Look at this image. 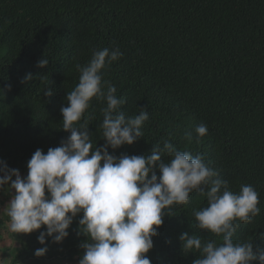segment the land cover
<instances>
[{"label":"trees","instance_id":"trees-1","mask_svg":"<svg viewBox=\"0 0 264 264\" xmlns=\"http://www.w3.org/2000/svg\"><path fill=\"white\" fill-rule=\"evenodd\" d=\"M105 47L123 53L104 70V80L126 100L121 110L134 117L146 109L150 117L142 138L109 154L150 155L169 140L202 156L233 192L252 185L260 213L237 222L233 241L264 249V0H0V161L24 176L37 149L46 153L67 139L60 109L79 82L76 65ZM42 58L46 68L37 67ZM27 73L33 79L22 83ZM104 107L93 98L77 124L86 118L97 148L105 143ZM200 124L208 133L197 140ZM162 159L171 157L165 152ZM206 206V196L194 192L188 204L172 207L147 253L151 264H193L200 252L182 250L184 232L222 242L196 226L193 213ZM81 216L60 244L50 238L39 244L45 227L13 232L18 248L11 264H79L87 240ZM44 246L46 255L36 257Z\"/></svg>","mask_w":264,"mask_h":264},{"label":"clouds","instance_id":"clouds-1","mask_svg":"<svg viewBox=\"0 0 264 264\" xmlns=\"http://www.w3.org/2000/svg\"><path fill=\"white\" fill-rule=\"evenodd\" d=\"M122 56L118 47H105L93 50L86 65H76L79 82L66 93L67 106L60 109L63 131L69 135L46 153L37 149L28 161L26 177L0 161V192L14 193L0 208L10 218V230L31 234L45 227L39 244L46 245V238L60 244L82 213L79 232L87 240L80 245L79 264H151L147 253L165 215L174 205L188 204L192 193L199 192L206 196L207 206L194 211L196 226L222 242L182 233V250L200 252L193 264H264V249L254 251L252 242L233 241L237 222H249L260 213L259 194L252 185L242 184L238 193L233 192L202 156L177 150L169 140L163 148L154 145L150 155L117 158L109 154V148L131 146L142 138V127L150 118L146 109L127 116L121 110L125 98L117 97L115 86L104 80V70ZM48 64L42 58L37 67ZM32 79L27 73L22 83ZM44 94L50 97L52 92ZM93 98L106 102L100 126L105 143L100 148L93 145L86 118L77 127ZM195 132L199 140L208 127L200 124ZM165 152L171 157L168 162L162 159ZM47 252L44 246L34 255L39 258Z\"/></svg>","mask_w":264,"mask_h":264},{"label":"rangeland","instance_id":"rangeland-1","mask_svg":"<svg viewBox=\"0 0 264 264\" xmlns=\"http://www.w3.org/2000/svg\"><path fill=\"white\" fill-rule=\"evenodd\" d=\"M26 176L27 175H24L22 177ZM12 195H14V193H10L9 191L0 192V208L7 205ZM0 220L3 222V226L0 228V264H11L12 257L15 255L18 246L13 241V232L10 230V218L7 216L6 212L0 211ZM53 263L66 264L60 259L55 260Z\"/></svg>","mask_w":264,"mask_h":264},{"label":"crops","instance_id":"crops-1","mask_svg":"<svg viewBox=\"0 0 264 264\" xmlns=\"http://www.w3.org/2000/svg\"><path fill=\"white\" fill-rule=\"evenodd\" d=\"M51 264H54V263H51Z\"/></svg>","mask_w":264,"mask_h":264}]
</instances>
